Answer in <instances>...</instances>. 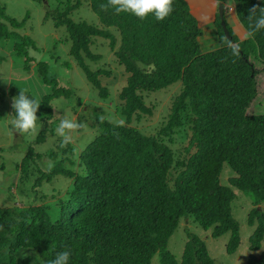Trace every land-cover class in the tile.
Here are the masks:
<instances>
[{"label":"trees","instance_id":"1","mask_svg":"<svg viewBox=\"0 0 264 264\" xmlns=\"http://www.w3.org/2000/svg\"><path fill=\"white\" fill-rule=\"evenodd\" d=\"M215 1L233 6V14L249 35L247 40L239 41L226 24L225 37L217 17L220 44L215 50L201 51L202 30L185 0H174V12L163 21L151 14L146 19L117 14L111 7L105 11L101 5L108 0H89L100 28L69 17L78 2L67 4L63 13L51 14L54 26L66 30L69 56L101 100L110 96L101 79H109L111 72L92 65L101 57L91 46L95 38L108 41L115 65L125 75L118 96L124 122L112 123L93 109V122L87 124L93 130L92 138L82 148L62 146L57 138L45 154L53 161L51 169L44 174L32 168L34 187L56 176L69 180L63 198L57 201V218L52 221L44 205L0 207V264H46L64 250L72 253L70 264H151L155 255L159 264H214L205 242L196 235L187 233L180 261L167 245L181 219L191 217L201 229L210 230L212 238L229 234L225 250L234 253L240 237L231 213L236 198L232 188L252 201L248 223L256 226L249 237V250L257 254L249 255L248 264H264V252H260L264 239V116L251 111L259 97L256 78L264 73V29L255 30L264 0ZM254 6L258 7L253 15L250 9ZM24 22L8 17L0 5V40H11L12 51L23 59L25 70L31 63L36 65L42 83L50 87L39 100L37 115L45 125L34 141L39 144L47 135H55L57 121L48 124L54 117L53 102L70 99L71 92L48 77L45 61L36 63L29 55L28 50L36 52V46L28 36L15 32ZM250 59L263 68L258 70ZM177 84L178 93L170 98L160 128L155 134L141 132L134 123L152 115L144 93ZM18 94L16 87L6 94L0 91V120L6 95ZM76 103L79 109L84 106L82 99ZM88 112V108L81 109L77 122L85 123ZM180 132L187 141L176 152L170 144ZM31 146L15 166L20 181L29 178V166L42 157ZM224 164L234 172L228 186L220 182Z\"/></svg>","mask_w":264,"mask_h":264},{"label":"rangeland","instance_id":"2","mask_svg":"<svg viewBox=\"0 0 264 264\" xmlns=\"http://www.w3.org/2000/svg\"><path fill=\"white\" fill-rule=\"evenodd\" d=\"M202 1H205L206 10L201 14L206 17L209 15V10L207 12L209 0H190V3L196 5ZM76 2H78L79 7L75 10L73 9L69 13V17L74 22H86L100 28L101 25L97 17L90 9L89 0H0V5L5 8L6 15L11 19L19 23L25 20L24 25L20 29L15 30V32L21 36H28L36 46V52L28 50L29 55L35 57L36 63L40 60L45 61L49 68L48 77L55 79L58 87L66 88L71 92L70 99H61L60 101L56 100L53 102L54 117L48 124H51L53 121H57L58 124L65 115L77 121L81 116L80 110L88 108V115L86 114L88 120L83 123L82 130L73 135V141L70 143L77 148H82L92 138L93 130L87 124L93 122V109L101 112L103 117L112 123L124 122L119 114L121 102L118 96L121 88L125 85V75L120 68L116 67L114 52L110 50L108 41L95 38L91 51L101 58L92 65L111 72L109 79H101L103 86H106L109 90L110 96L107 100H101L97 95V91H94L90 87L82 71L69 56L68 50L70 44L69 42H65L66 39L68 40L66 30L64 27L54 26L51 14L54 15V12L63 13L67 4L74 6ZM231 8L233 7H228L227 11ZM223 23L233 32L232 28L227 24L224 15L222 22L220 21L221 27ZM203 26L204 23H200L199 28ZM201 29L202 36L199 38V42L203 47L200 45V49L201 51L203 49V52H205L210 48L205 46V40L210 32L206 28ZM214 32L215 30L210 36L213 39L216 38V32ZM223 32L226 37L225 32L227 31L223 29ZM114 34L118 37L116 32ZM12 45V41L9 39L0 40V91H4L6 94L10 88L16 87L19 91H26L27 94L40 100L42 96L50 92V87L42 83V80L36 73V65L31 63L30 69L25 70L23 59L13 53ZM251 60L258 70L263 68L257 61ZM256 82L259 94L263 97L264 73L257 76ZM179 87L180 85L177 84L166 90L144 93L147 106L152 107V115L143 116L134 125L144 134H155L156 129L160 128L161 122L166 118L170 98L178 93ZM77 99L83 100L85 108L84 106L81 109L77 108ZM12 103L13 97L6 95L1 104L3 116L0 120V207L25 208L30 205H44L48 207L50 218L54 221L58 215L57 201L63 198V193L69 185V180L56 176L49 181L43 179L39 187H34L36 177L33 174L32 168L44 174L51 169L53 161L49 157H46L45 154L52 148L53 143L56 144L55 142L59 137L56 134L54 136L47 135L44 142L34 144L39 133L45 130V125L39 120L35 130L28 133L18 132L14 127L15 110L12 107ZM65 104L66 106H64ZM48 127L50 128L51 125ZM172 141L170 146L177 152L186 143L187 138H185L183 132H180L173 136ZM30 146L34 153L41 154L42 157L39 160L35 159V162L29 166V178L20 181L19 174L15 171V166L22 160ZM2 166L3 168H1ZM233 176L234 172L227 164H224L220 176L221 184L228 186V179ZM232 190L236 195V198L231 203V213L233 219L239 225L240 242L238 249L232 254H227L225 247L230 237L229 234L216 239L212 238L210 230L205 231L201 229L193 218L186 217L181 219L167 245V249L178 261L181 260L187 241V233L196 235L205 242L208 254L214 261V264H248L249 255L257 254V252L252 253L249 250V237L253 234L256 226V224L250 226L248 223V216L253 208L251 198L234 188ZM262 211L264 213V204ZM261 251L264 252V239L261 242ZM151 264H159L158 255L152 258Z\"/></svg>","mask_w":264,"mask_h":264},{"label":"clouds","instance_id":"3","mask_svg":"<svg viewBox=\"0 0 264 264\" xmlns=\"http://www.w3.org/2000/svg\"><path fill=\"white\" fill-rule=\"evenodd\" d=\"M101 7L105 11L111 7L117 14L130 13L139 19H146L151 14L158 21H163L174 12V0H108L107 4L101 5ZM257 7L254 6L250 9V13L254 15ZM260 29H264V8L260 9V15L255 20V30ZM228 43L233 48L234 54L239 55L238 49L232 42L229 41ZM40 106L41 102L28 95L26 91L20 90L19 94L13 97L12 107L15 110L14 127L18 132L28 133L35 130L37 121L39 120L37 113ZM82 128L83 124L65 115L59 121L54 131L56 136L60 138L61 145L64 146L72 143L73 135ZM71 255L70 250L58 252L46 264H70Z\"/></svg>","mask_w":264,"mask_h":264},{"label":"crops","instance_id":"4","mask_svg":"<svg viewBox=\"0 0 264 264\" xmlns=\"http://www.w3.org/2000/svg\"><path fill=\"white\" fill-rule=\"evenodd\" d=\"M185 1L188 3L190 14L193 17H195V19L198 22V25L200 26V23H204V26L200 27V29L206 28L210 32L209 36H207V39L205 40V46H208L210 48L205 52H209L217 49L220 44L218 41L219 37L217 35V29L215 27V22L218 17V3L215 0H209V2L207 3V12L209 10V15L204 17L201 13L206 10V7L204 5L205 1L199 2V4L196 5H192L190 3V0H185ZM228 7H233V6H224L223 15L227 20V24L232 28L233 33L238 37L239 41L247 40L249 38V35L242 27V25H240V23L236 19V16L233 14L234 8H231L229 11H227ZM214 30L216 32V38L213 39L210 36ZM258 96H259L258 99L252 104V109H253L252 112H254V114L256 115L264 116V96L261 97L260 94Z\"/></svg>","mask_w":264,"mask_h":264},{"label":"water","instance_id":"5","mask_svg":"<svg viewBox=\"0 0 264 264\" xmlns=\"http://www.w3.org/2000/svg\"><path fill=\"white\" fill-rule=\"evenodd\" d=\"M223 14H224V6L222 3L218 4V16L220 17V21L222 22L223 19ZM223 29L226 31L225 29V23L222 24ZM225 34L227 35V32H225Z\"/></svg>","mask_w":264,"mask_h":264}]
</instances>
